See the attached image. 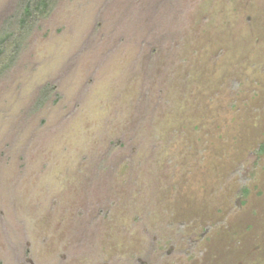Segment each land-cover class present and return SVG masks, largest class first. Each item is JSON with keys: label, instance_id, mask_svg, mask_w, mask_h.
Instances as JSON below:
<instances>
[{"label": "rangeland", "instance_id": "obj_1", "mask_svg": "<svg viewBox=\"0 0 264 264\" xmlns=\"http://www.w3.org/2000/svg\"><path fill=\"white\" fill-rule=\"evenodd\" d=\"M0 264H264V0H57L0 78Z\"/></svg>", "mask_w": 264, "mask_h": 264}, {"label": "trees", "instance_id": "obj_2", "mask_svg": "<svg viewBox=\"0 0 264 264\" xmlns=\"http://www.w3.org/2000/svg\"><path fill=\"white\" fill-rule=\"evenodd\" d=\"M57 0H18L14 14L0 27V78L17 62L22 48L36 26L48 18ZM55 86L45 89L40 106L54 93Z\"/></svg>", "mask_w": 264, "mask_h": 264}]
</instances>
